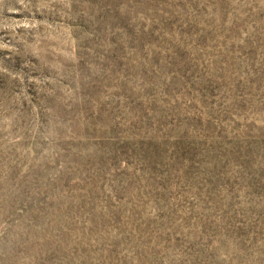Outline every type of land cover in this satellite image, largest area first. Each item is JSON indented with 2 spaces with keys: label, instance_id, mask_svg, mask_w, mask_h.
I'll return each instance as SVG.
<instances>
[{
  "label": "rangeland",
  "instance_id": "obj_1",
  "mask_svg": "<svg viewBox=\"0 0 264 264\" xmlns=\"http://www.w3.org/2000/svg\"><path fill=\"white\" fill-rule=\"evenodd\" d=\"M0 264H264V0H0Z\"/></svg>",
  "mask_w": 264,
  "mask_h": 264
}]
</instances>
